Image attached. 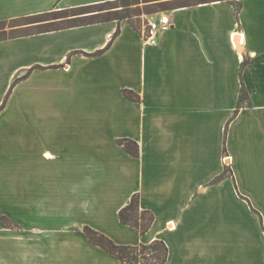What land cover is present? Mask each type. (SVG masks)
Segmentation results:
<instances>
[{
  "label": "crops",
  "instance_id": "obj_1",
  "mask_svg": "<svg viewBox=\"0 0 264 264\" xmlns=\"http://www.w3.org/2000/svg\"><path fill=\"white\" fill-rule=\"evenodd\" d=\"M115 1L0 0V21ZM161 1L156 46L128 18L0 39L5 264H121L87 225L164 240V264H264V0ZM135 193L145 234L119 218Z\"/></svg>",
  "mask_w": 264,
  "mask_h": 264
},
{
  "label": "trees",
  "instance_id": "obj_2",
  "mask_svg": "<svg viewBox=\"0 0 264 264\" xmlns=\"http://www.w3.org/2000/svg\"><path fill=\"white\" fill-rule=\"evenodd\" d=\"M147 1L148 2L155 1V2L148 3L146 13H151L155 10H162L165 6L164 2L161 0H147ZM208 1H216V0H178L179 3H186V2L201 3ZM121 2L124 3L123 5H127L128 0H121ZM108 3L111 2H107L99 6L101 7ZM153 4H155L154 6H159V8L158 9H154V7L152 8ZM94 7L96 6L91 5V6H84L78 8L64 9L59 11H61V13H67L70 11H76L75 9L86 10L83 12L73 13L72 15L63 16L70 19H75V18H79V16L83 13H91V15H96L102 11V9L92 10ZM118 18L121 17L106 16L99 19L78 20L65 25H59L58 27L51 28L48 30L96 23V22H101L110 19H118ZM132 26L135 27L136 29H139V27L136 26L135 24H132ZM118 33H119V29L115 32V35H117ZM123 93L127 98L133 100H140V96L136 94L133 90L124 89ZM118 143L123 149H125L131 155L133 156L140 155V146L136 141L129 138H120L118 139ZM119 218L123 224L131 225L133 227L138 228L141 234H145L151 228V226L155 221L154 213L148 209H143L141 207L140 196L138 193H135L131 197L129 203L120 209ZM83 230L86 236L88 237V239L92 243L100 246L105 251L109 252L110 254L118 258L121 261V264H164L169 257V247L167 243L162 239H154L149 243H140L138 245H132V244L118 243L110 236L88 225L85 226Z\"/></svg>",
  "mask_w": 264,
  "mask_h": 264
},
{
  "label": "rangeland",
  "instance_id": "obj_3",
  "mask_svg": "<svg viewBox=\"0 0 264 264\" xmlns=\"http://www.w3.org/2000/svg\"><path fill=\"white\" fill-rule=\"evenodd\" d=\"M153 2L155 1L148 2L147 0H128L127 5H123L124 3L121 2V0H118L115 2L108 3L101 7L98 5L92 9V10L102 9V11L99 14L91 15V13H83L79 16V18H75V19H70L63 16L72 15L73 13L83 12L86 10L75 9L76 11H70L67 13H61V11L56 10V11H52L51 13L40 14L36 16L0 21V39H5L8 37L17 36L21 34H28L31 32L48 30L51 28L58 27L59 25H65L78 20H86V19L92 20V19L103 18L106 16L121 17L118 19L128 18L131 24H135L140 29H144L148 15L154 12L162 11V10H155L151 13H146L148 3H153ZM154 5L155 4H153V6L152 5L150 6H152V8L154 7V9L159 8V6H154ZM20 80H21L20 78H17L14 81L13 86L16 85ZM229 174H230V168L226 166L221 177L224 178L226 176H229ZM2 225L4 228L3 229L2 227L0 228V264H5L7 256H9L10 259H12L11 258L13 257L12 253H15V251L17 252L15 256L19 260L18 262H20L22 250H21V241H20L21 238L19 233L21 231V225L12 218H10L9 216H7L5 213H2L0 211V226ZM13 232H15L17 235H15L16 238H14L15 239L14 243L9 242L10 247H8V255H7L6 241H8L7 239H10V241H12ZM11 244L13 245L12 247Z\"/></svg>",
  "mask_w": 264,
  "mask_h": 264
},
{
  "label": "built area",
  "instance_id": "obj_4",
  "mask_svg": "<svg viewBox=\"0 0 264 264\" xmlns=\"http://www.w3.org/2000/svg\"><path fill=\"white\" fill-rule=\"evenodd\" d=\"M170 25V17L163 11L154 12L148 15L144 28V38L147 45L156 46L162 31Z\"/></svg>",
  "mask_w": 264,
  "mask_h": 264
}]
</instances>
